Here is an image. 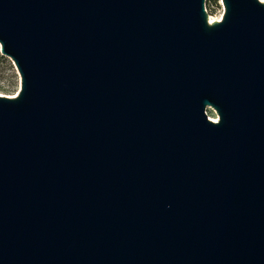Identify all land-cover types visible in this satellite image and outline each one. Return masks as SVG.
<instances>
[{
	"label": "water",
	"instance_id": "obj_1",
	"mask_svg": "<svg viewBox=\"0 0 264 264\" xmlns=\"http://www.w3.org/2000/svg\"><path fill=\"white\" fill-rule=\"evenodd\" d=\"M205 2L0 0V264H264V0Z\"/></svg>",
	"mask_w": 264,
	"mask_h": 264
},
{
	"label": "rangeland",
	"instance_id": "obj_2",
	"mask_svg": "<svg viewBox=\"0 0 264 264\" xmlns=\"http://www.w3.org/2000/svg\"><path fill=\"white\" fill-rule=\"evenodd\" d=\"M205 9L208 13V20H219L223 13L221 0H206ZM20 87V76L13 61L2 54L0 48V95L14 96ZM208 117L217 118L218 115L214 109L207 107Z\"/></svg>",
	"mask_w": 264,
	"mask_h": 264
},
{
	"label": "bare ground",
	"instance_id": "obj_3",
	"mask_svg": "<svg viewBox=\"0 0 264 264\" xmlns=\"http://www.w3.org/2000/svg\"><path fill=\"white\" fill-rule=\"evenodd\" d=\"M209 21L211 22V21H213L211 18H209ZM213 121H216L217 120V118H211Z\"/></svg>",
	"mask_w": 264,
	"mask_h": 264
},
{
	"label": "built area",
	"instance_id": "obj_4",
	"mask_svg": "<svg viewBox=\"0 0 264 264\" xmlns=\"http://www.w3.org/2000/svg\"><path fill=\"white\" fill-rule=\"evenodd\" d=\"M210 22V21H209Z\"/></svg>",
	"mask_w": 264,
	"mask_h": 264
}]
</instances>
